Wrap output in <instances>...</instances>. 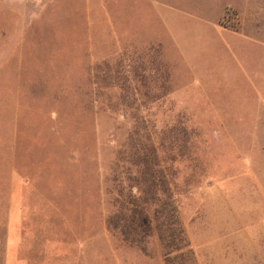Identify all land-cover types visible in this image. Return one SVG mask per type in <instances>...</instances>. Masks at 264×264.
<instances>
[{"label": "rangeland", "instance_id": "374dc122", "mask_svg": "<svg viewBox=\"0 0 264 264\" xmlns=\"http://www.w3.org/2000/svg\"><path fill=\"white\" fill-rule=\"evenodd\" d=\"M222 3L0 0V264H167L155 231L143 250L109 218L117 184L125 197L132 186L133 130L153 128L158 151L173 122L194 129V160L172 164L189 243L172 264H264V247H237L246 171L238 141L222 138L230 125L216 124L248 118L249 103L263 198L264 50L219 34Z\"/></svg>", "mask_w": 264, "mask_h": 264}, {"label": "trees", "instance_id": "16d2710c", "mask_svg": "<svg viewBox=\"0 0 264 264\" xmlns=\"http://www.w3.org/2000/svg\"><path fill=\"white\" fill-rule=\"evenodd\" d=\"M151 49L153 50L151 60L160 68L163 62L158 58L159 50L151 47L148 51ZM160 76L167 79L165 68L160 72ZM151 126L143 123L142 129L146 130ZM152 130L153 128L150 131ZM191 130L194 129L180 126L177 122L165 126V129L161 130L158 151L153 145L150 131L145 132L143 137H138V127L133 130L128 163L137 166L138 175L133 176L128 171L132 166L127 168L126 177L129 184H132L129 185L131 190H128L125 197L123 188L117 184L114 202L116 210L109 218L110 225L124 242L138 245L143 250L147 238L155 231L162 244L163 259L167 264L173 263L174 259L171 256L173 252H178L181 257L183 250L189 248L178 220L177 196L182 189L179 188L176 179L178 171L172 164L186 156L194 160L191 157V148L187 145L190 143V136L187 134L192 132ZM122 160L127 161V158L124 157ZM113 174V180L118 182L116 169ZM132 190L133 192L136 190L137 193L132 195Z\"/></svg>", "mask_w": 264, "mask_h": 264}, {"label": "crops", "instance_id": "0c3cea01", "mask_svg": "<svg viewBox=\"0 0 264 264\" xmlns=\"http://www.w3.org/2000/svg\"><path fill=\"white\" fill-rule=\"evenodd\" d=\"M229 15L233 23L230 25L229 23L224 24V19H229ZM215 26L219 34L224 36L225 39L240 40L247 45H255L264 50V0H223L222 10ZM249 88L253 87L250 86ZM242 105L248 112V118L237 116L233 121H228V119L226 121L217 120L216 124L230 125L229 129L224 128L222 130V138L238 141L239 154L242 158L241 164L246 171V214L245 217L243 215L238 217L241 220V223H239L241 228L243 227V220H245L246 228L245 232L243 228L241 229L237 247H264V201L253 203L252 198V194H258L260 199L264 197L261 196L263 191L257 177L250 169L254 138L251 130L252 121L249 119L251 107L249 103L248 106L246 104ZM245 141V148L241 150L240 146Z\"/></svg>", "mask_w": 264, "mask_h": 264}]
</instances>
